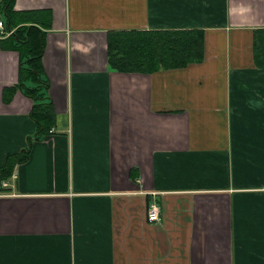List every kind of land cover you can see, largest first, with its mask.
Returning <instances> with one entry per match:
<instances>
[{
	"label": "crops",
	"instance_id": "1",
	"mask_svg": "<svg viewBox=\"0 0 264 264\" xmlns=\"http://www.w3.org/2000/svg\"><path fill=\"white\" fill-rule=\"evenodd\" d=\"M14 10L18 28L44 32L57 124L2 183L0 264H264V0ZM185 29L204 35L200 63L152 74L110 65L111 31ZM2 33L0 167L35 133L32 101L20 90L2 100L20 62ZM152 201L160 222H149Z\"/></svg>",
	"mask_w": 264,
	"mask_h": 264
},
{
	"label": "trees",
	"instance_id": "2",
	"mask_svg": "<svg viewBox=\"0 0 264 264\" xmlns=\"http://www.w3.org/2000/svg\"><path fill=\"white\" fill-rule=\"evenodd\" d=\"M16 0L0 2V20L6 33L3 41L8 50L20 53L18 83L3 90V99L9 103L20 90L32 101L30 118L35 133L27 139L26 147L16 154H8L0 167V193L2 183L9 180L16 165L25 163L33 143L51 134L57 124L53 103L49 98V81L45 76L42 57L44 32L36 27L18 28L15 23ZM204 35L201 31H111L108 36V56L113 70L123 73L152 74L158 71L185 68L204 60ZM1 41V42H2ZM2 46V45H1Z\"/></svg>",
	"mask_w": 264,
	"mask_h": 264
},
{
	"label": "built area",
	"instance_id": "3",
	"mask_svg": "<svg viewBox=\"0 0 264 264\" xmlns=\"http://www.w3.org/2000/svg\"><path fill=\"white\" fill-rule=\"evenodd\" d=\"M4 29H5L4 23H3V21L0 20V32L1 33L4 32ZM52 132H53V130L51 131V133ZM4 185L6 186L5 183H4ZM148 209H149V212H148L149 222H160L161 221L160 207H159L158 203L156 201H152L150 204V207Z\"/></svg>",
	"mask_w": 264,
	"mask_h": 264
}]
</instances>
